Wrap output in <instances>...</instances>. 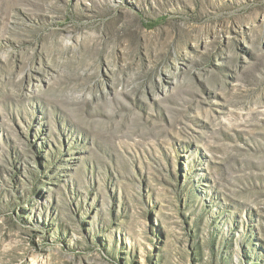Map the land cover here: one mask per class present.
Listing matches in <instances>:
<instances>
[{
    "label": "rangeland",
    "instance_id": "obj_1",
    "mask_svg": "<svg viewBox=\"0 0 264 264\" xmlns=\"http://www.w3.org/2000/svg\"><path fill=\"white\" fill-rule=\"evenodd\" d=\"M0 264H264V0H0Z\"/></svg>",
    "mask_w": 264,
    "mask_h": 264
}]
</instances>
